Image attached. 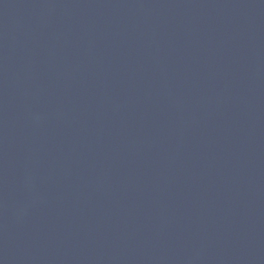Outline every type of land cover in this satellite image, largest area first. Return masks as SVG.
<instances>
[{
    "label": "water",
    "instance_id": "1",
    "mask_svg": "<svg viewBox=\"0 0 264 264\" xmlns=\"http://www.w3.org/2000/svg\"><path fill=\"white\" fill-rule=\"evenodd\" d=\"M0 264H264V0H0Z\"/></svg>",
    "mask_w": 264,
    "mask_h": 264
}]
</instances>
